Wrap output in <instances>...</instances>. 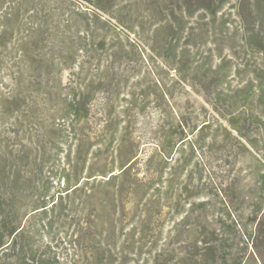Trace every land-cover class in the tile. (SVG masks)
Returning <instances> with one entry per match:
<instances>
[{"label":"rangeland","instance_id":"1","mask_svg":"<svg viewBox=\"0 0 264 264\" xmlns=\"http://www.w3.org/2000/svg\"><path fill=\"white\" fill-rule=\"evenodd\" d=\"M0 149L62 263L264 264V0H0Z\"/></svg>","mask_w":264,"mask_h":264},{"label":"trees","instance_id":"2","mask_svg":"<svg viewBox=\"0 0 264 264\" xmlns=\"http://www.w3.org/2000/svg\"><path fill=\"white\" fill-rule=\"evenodd\" d=\"M235 121H231V127L239 131ZM22 158L20 153L11 158L6 151L0 149V264H71L72 261H59L51 247L42 242L56 211L57 202L49 203L51 199L48 194H40L39 189L33 185V180L27 177L20 166L8 164L12 159L21 161ZM122 174H126V170ZM113 176L115 175L111 178ZM77 186L67 191L74 192L78 189ZM228 218L232 222L229 230L242 233L241 237L251 241L253 247H257L253 237L264 238V215L260 217L257 211L252 215V221L256 224L252 235L247 227L241 225L239 215L229 213ZM217 233L218 237L215 239L203 241L206 251L215 252L216 247L219 250L223 248L224 236L218 230L215 231Z\"/></svg>","mask_w":264,"mask_h":264}]
</instances>
